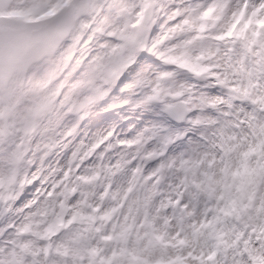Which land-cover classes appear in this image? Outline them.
Returning <instances> with one entry per match:
<instances>
[{"label":"snow or ice","instance_id":"6c2138e0","mask_svg":"<svg viewBox=\"0 0 264 264\" xmlns=\"http://www.w3.org/2000/svg\"><path fill=\"white\" fill-rule=\"evenodd\" d=\"M0 264H264V0H0Z\"/></svg>","mask_w":264,"mask_h":264}]
</instances>
